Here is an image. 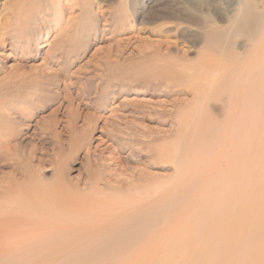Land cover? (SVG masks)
<instances>
[{
  "label": "rangeland",
  "instance_id": "rangeland-1",
  "mask_svg": "<svg viewBox=\"0 0 264 264\" xmlns=\"http://www.w3.org/2000/svg\"><path fill=\"white\" fill-rule=\"evenodd\" d=\"M245 1L0 0V184L24 180L0 199L57 203L0 210L27 215L16 241L55 228L54 264H264V34L206 46Z\"/></svg>",
  "mask_w": 264,
  "mask_h": 264
},
{
  "label": "bare ground",
  "instance_id": "bare-ground-1",
  "mask_svg": "<svg viewBox=\"0 0 264 264\" xmlns=\"http://www.w3.org/2000/svg\"><path fill=\"white\" fill-rule=\"evenodd\" d=\"M262 24H264V14L259 12V10L257 8V3L255 2V0H246L240 6L237 17L232 22L231 26L228 27V29H226V28L221 29V28L216 27L214 25L210 26V28L207 32L206 46H207V48H211V49L213 48V49L217 50L224 43V42L221 43L223 41L222 39L225 38V41H226V38L230 37V35L232 33H237V34L238 33H244V34L248 35L250 37V39L254 42V49L259 48V46L261 45L259 42L262 41V39H261L262 37H259L258 32L264 34V31L262 29H260V26ZM166 33H168V32H166ZM233 45H234V42L232 43V41L230 40L229 46L232 47ZM78 54L75 53L73 56H77ZM61 59L65 60L67 62L69 59H71V56L69 54H66V56L63 55V58H61ZM58 61H60V59ZM258 65H261L262 69H264L262 64L259 63ZM25 178H27V176H25ZM137 182H139V181L136 178L131 181V187L133 189H135V188L137 189L138 187H141V185L143 187L144 184H142V183H140L141 184L140 186H137L139 184ZM23 184H24V180H23V182L20 181L19 183H17V182L13 183V181H10L9 184L3 185V186L0 184V187L2 186V188L0 189V197L3 194H8V193L16 190L15 189L16 187L18 189L19 188L18 186L23 185ZM31 186H33V184H31ZM22 187H25V186H22ZM34 188H36V187H34ZM40 189L38 191L35 190L38 193H34V194H31L28 191L23 192V195L21 194V197L18 199L9 198L6 201H2L0 199V201L3 202V203L0 202V210L9 209L12 206H15L16 204H19L20 206L21 205L24 206V204H26L28 202L35 203L36 200H38L39 202H42L44 200H51L50 198L47 197L48 193L46 192V190H44V189L40 190ZM24 190H26V189H24ZM50 194H52V199H53L55 197V192H52V193L50 192ZM152 200H153V198L147 197L145 200H143V202L146 205H150V201H152ZM51 202H52V204L54 203L55 205H57L55 200H53V201L51 200ZM246 210L244 209L241 214H245L244 216H246V218H248V217L251 218V216H249V215H252V214L250 213V211L247 210L248 211L247 212ZM20 212L23 213V211H21V210H20ZM20 212L19 213H12V214L11 213H9V214L5 213L4 216L0 215V256L3 257L4 253L9 252L12 249H17L19 254L26 255L28 253H31L34 250L33 245L38 244L41 247L35 253L40 254V260H41L42 264H47V263H49L48 261H50V264H54L56 255L58 253V246L56 243L57 233H58L57 230L55 228H52L48 232L41 231L39 233V235L36 238H34V240H32V241H29V239L26 238L23 241L18 242V241H16L15 238H17L20 234H22V230H24V223L27 221V215L21 214ZM39 216H40V214L38 213V214H34L32 217L40 219ZM148 226H150V223ZM255 232H256L255 228H253L250 224L246 225V223H244V222H242V226H239L238 224H236L235 228H233L229 231V233L231 234V239L238 240V241L252 236ZM28 256H26V257H28ZM49 257H50V259H48ZM1 259L2 258H0V262H1ZM6 264H8V263H6ZM23 264H26L25 261H23Z\"/></svg>",
  "mask_w": 264,
  "mask_h": 264
}]
</instances>
